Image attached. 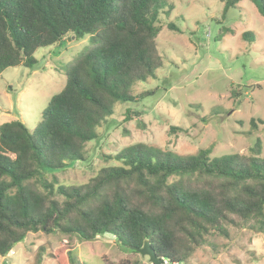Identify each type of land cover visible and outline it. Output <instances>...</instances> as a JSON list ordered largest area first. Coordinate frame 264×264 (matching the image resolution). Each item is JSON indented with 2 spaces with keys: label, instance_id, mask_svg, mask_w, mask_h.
I'll list each match as a JSON object with an SVG mask.
<instances>
[{
  "label": "trees",
  "instance_id": "1",
  "mask_svg": "<svg viewBox=\"0 0 264 264\" xmlns=\"http://www.w3.org/2000/svg\"><path fill=\"white\" fill-rule=\"evenodd\" d=\"M220 1L226 12L244 0ZM251 1L264 17V0ZM167 7L166 0H0V76L9 68L34 69L42 48L72 37L90 42L65 66L66 84L34 130L20 120L0 125V257L29 233L80 242L112 235L128 253L149 240L156 256L172 264H191L202 248L216 250L212 239L229 240L232 229L264 238L260 141L249 155L219 158L211 149L183 157L135 144L106 156L116 165L85 184L50 178L87 160L86 145L99 138L116 103L154 93L136 95L133 87L164 65L158 37ZM243 37L253 39L248 32ZM55 257L58 264H78L72 248Z\"/></svg>",
  "mask_w": 264,
  "mask_h": 264
},
{
  "label": "rangeland",
  "instance_id": "2",
  "mask_svg": "<svg viewBox=\"0 0 264 264\" xmlns=\"http://www.w3.org/2000/svg\"><path fill=\"white\" fill-rule=\"evenodd\" d=\"M166 2L170 14H160L158 37L164 65L155 77L133 87L136 95L154 93L137 103H116L98 129L99 138L86 145L87 160L50 178L66 186L85 184L101 168L116 165L106 162V156L135 144L183 157L211 149V157L219 158L249 155L260 141L264 155V17L251 0L226 12L220 0ZM169 23L181 32L169 31ZM247 32L252 40L244 39ZM89 46L88 36L72 37L38 50L34 69L5 70L0 76V125L20 120L34 130L66 84L65 66ZM127 111L130 120L125 121ZM212 241L216 250L202 248L191 264H264V238L248 230L232 229L229 240ZM71 248L78 264H151L137 252L124 251L112 235L80 242L43 233H29L12 253L0 257V264H58L55 254L65 256Z\"/></svg>",
  "mask_w": 264,
  "mask_h": 264
},
{
  "label": "water",
  "instance_id": "3",
  "mask_svg": "<svg viewBox=\"0 0 264 264\" xmlns=\"http://www.w3.org/2000/svg\"><path fill=\"white\" fill-rule=\"evenodd\" d=\"M133 250L142 257H147L152 264H162V260L156 256L149 240H146L141 248H133Z\"/></svg>",
  "mask_w": 264,
  "mask_h": 264
},
{
  "label": "built area",
  "instance_id": "4",
  "mask_svg": "<svg viewBox=\"0 0 264 264\" xmlns=\"http://www.w3.org/2000/svg\"><path fill=\"white\" fill-rule=\"evenodd\" d=\"M162 264H172V263L169 260H167V259H163L162 260ZM173 264H178V263H173Z\"/></svg>",
  "mask_w": 264,
  "mask_h": 264
}]
</instances>
